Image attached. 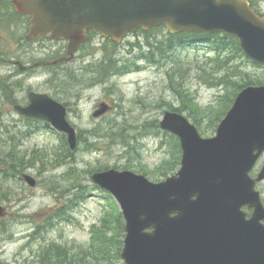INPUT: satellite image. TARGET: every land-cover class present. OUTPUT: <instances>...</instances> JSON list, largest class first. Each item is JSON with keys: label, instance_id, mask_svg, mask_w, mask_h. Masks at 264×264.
Returning <instances> with one entry per match:
<instances>
[{"label": "water", "instance_id": "water-1", "mask_svg": "<svg viewBox=\"0 0 264 264\" xmlns=\"http://www.w3.org/2000/svg\"><path fill=\"white\" fill-rule=\"evenodd\" d=\"M15 6L33 16L31 38L68 40L70 53L86 40L87 29L120 43L129 32L166 24L173 34L223 32L236 37L249 58L264 64V19L246 1L15 0ZM32 100L38 105L21 113L49 120L76 149L77 133L64 107L46 96ZM107 110L102 105L95 116ZM161 127L181 141L176 175L160 183L114 169L92 177L123 210L126 264H264V229L255 227L260 213L246 224L240 211L245 205L261 206L249 173L264 152V86L248 87L238 95L216 137L202 138L179 113H166ZM24 178L36 185L34 178ZM151 228L156 231L149 233Z\"/></svg>", "mask_w": 264, "mask_h": 264}, {"label": "rangeland", "instance_id": "rangeland-1", "mask_svg": "<svg viewBox=\"0 0 264 264\" xmlns=\"http://www.w3.org/2000/svg\"><path fill=\"white\" fill-rule=\"evenodd\" d=\"M10 31V34L16 33L13 30ZM170 39L171 35L164 27L145 34L132 35L120 47L110 42H103L102 46L92 47L89 44L85 49V54H91L92 59L103 58L105 54H114L122 59L119 63L120 68L127 67L129 70L124 74L114 76L102 86L90 88L81 85L79 89H73L74 93H77L68 99L70 104L72 102L75 104H72L74 111L69 113V119L75 127L77 126L78 132L104 128L107 124L102 123L101 119H94L93 113L97 106L103 102L112 107L107 112L108 115L102 119L106 122L116 121L121 124L123 128L127 129L128 135L134 139L131 148L126 149L117 145L113 154L108 153L106 142H102L106 146L104 151L92 152L85 151L84 144L80 142L78 151L71 152V159H69L71 163L63 165L56 158L62 155V158L65 159L66 153L61 154V149L64 147L62 142L64 135L50 129H36L31 124L22 127L24 132L29 131L31 135L25 139L21 148L9 142V118L7 115L9 109L2 105V99L6 95L4 90L7 87L0 83V125H2L0 127V201H6L12 212L11 246H9L12 264H19V261L16 260L19 259L25 244L20 235L23 229L39 219H42L43 222L50 219L52 217L50 214L56 210L66 214L71 211L68 208L70 205L73 210L68 217L72 218V222L69 225L62 224L60 221L57 229L46 235L49 241H58L75 253L85 254L88 252L92 256L93 264H120L117 254L120 249L118 243L120 238L116 243L113 240L114 245L110 250L105 245L106 251H98L96 249L98 245L91 235L94 225L98 226L105 217L110 221L109 228L112 230V235L116 234L118 231L116 219L120 210L116 201L113 199L115 202H110L109 195L98 190V187L92 182L91 174L95 172L94 169L101 165L111 168L131 164L135 167L132 172L144 174L152 182L163 180L165 178L162 176L163 168L170 164L171 160L172 135L165 133L160 128V121L164 112L172 107L178 108L194 125L198 124L189 117V114L196 120L202 117L198 126L204 138H212L216 135L221 122L216 123L221 109L220 105H226L230 101L225 98L220 102L222 98L220 96L227 94L233 99L234 95L232 91H226L225 88L223 94L222 90L213 87L210 82L204 81V71L208 70L206 64L214 55L210 52L209 46L188 42H184L182 46L177 45L174 51L179 66H182L185 75L183 77L184 86L186 87L182 97L176 94L177 92L172 89L171 79L167 75L168 70H170L169 73H173L171 62L174 56L166 59L163 65H161L163 63L161 60L159 63L161 66H158L154 61L152 49H148L149 44L157 41L168 43ZM187 43V48H183ZM0 44H8V36L2 31L0 32ZM53 48L52 45L48 53ZM189 49L190 52H187ZM0 51L16 53V50L6 47H0ZM29 51L35 52L33 54L36 59L41 56L35 51V48H30ZM145 54L146 57H144ZM2 55L0 53V58ZM29 56L32 57V54ZM157 57L159 56L155 55V58ZM246 64L250 65V63ZM81 66L82 64H79V67ZM245 71L249 79L264 80V70L261 68L251 65ZM0 72V82H2L5 76L2 75L1 67ZM46 80L47 78L43 76L35 83L26 84L27 87L52 93ZM234 81H239V79H234ZM57 98L65 102L59 96ZM215 124L218 126L215 127ZM10 129H19V126ZM7 157H23L27 162L31 161V164L35 163L34 167H27L22 171L36 180L35 187H30L27 182L22 183L17 174L11 182L9 178H6L5 174H13L11 170H7L9 167ZM262 160L264 163V156ZM73 165L77 168V172L68 176L66 173ZM119 170H124V168H119ZM257 189L264 199V181L259 183ZM83 193H86V196L88 193L89 195L93 194V197L88 196L82 199L79 195ZM73 215L74 217H72ZM56 220L51 219V222ZM106 234L108 238H111V234L109 235L107 232ZM27 244L26 250L36 245V242L27 241ZM38 247L40 246L33 249ZM93 249H95L94 255H92ZM26 254L29 255V252L26 251ZM29 260L31 262V259Z\"/></svg>", "mask_w": 264, "mask_h": 264}, {"label": "flooded vegetation", "instance_id": "flooded-vegetation-1", "mask_svg": "<svg viewBox=\"0 0 264 264\" xmlns=\"http://www.w3.org/2000/svg\"><path fill=\"white\" fill-rule=\"evenodd\" d=\"M249 2L257 14L264 16V1L249 0ZM31 27L32 16L19 12L15 7V0H0V32H5L8 36V44H0V47L16 50V53L14 54L10 53L9 51H0V53L3 54L0 58L2 59V61H0V67L3 71L2 75L5 76L3 81L0 83L7 87L6 90H4L6 95L2 99V105H5L9 109L7 112L9 118V128L12 123L16 127H22V125H24L27 121L43 124L46 127H49V124L46 121H37L38 119L34 117H28L26 115L20 114L22 110L27 109L32 105H38L33 103L32 97L47 96V100L50 103L51 101H54L57 103H63L64 105H69L67 108L68 110L73 108V106L70 105V101L64 99L65 102H63L57 98V96L64 98L63 96H65V94L70 96L77 93H74L73 89L65 90L63 88L64 85L71 84L77 87L81 86L82 84L76 85L74 81H60V77L64 75H61V72H63L66 68L75 72L78 64H82L81 69L79 70L80 72L83 69H87L88 67L94 68L97 66H102L104 63V58L100 57V59H92L91 54H85V49L89 44H91L92 47H96L102 46L103 42L113 43L109 40H104L100 34L89 30L87 31L89 36L88 42L79 46L77 52L72 58V61L69 62L65 58L68 57L70 42L51 41L47 36L44 35L31 38ZM10 30L16 31V33L10 34ZM139 34H142L141 31L135 33V35ZM129 37L130 35L127 37V39ZM52 45L54 48L48 53V50ZM30 48H35V51H37V53L41 56L36 59L33 54L35 52H30ZM30 54H32V57L29 56ZM83 74L87 73L84 72ZM92 75H98V73L94 72ZM43 76L47 78L46 82L52 93L47 91H39L32 87H27L28 85L26 83H35ZM97 83V85L93 86L97 87L104 85L101 84L102 81H98ZM75 89H79V87ZM73 103L74 102H72V104ZM15 137L16 139L18 137L20 139L22 138L21 135ZM261 165H264L262 159L259 160L255 169L251 173V177L255 180L258 177V171ZM258 185L259 183L257 184L256 188ZM260 195L264 204V199L262 198L261 192ZM0 207H2V211L0 213V264H12L9 247L11 246L10 230H12V212L10 211L9 205L6 201L0 202ZM242 212L245 215L246 221H249L253 218L255 210L250 209L247 206L242 209ZM43 223V220L39 219L38 222L32 223V226H26L20 233L22 237L21 239L25 244L23 251L19 255V259L16 260L19 261V264H93L92 256L88 254V252L81 254L78 252L75 253L73 250H66L63 254H61L60 250L56 248L55 243L58 242L53 241L54 243L51 244L49 238L46 236L50 233L45 232L46 230L41 231L39 226ZM260 225L264 226V220L260 222ZM27 241L31 243L36 242V245L31 246V248L26 250L28 245ZM119 244L121 245V249H119L117 252L118 259L120 264H124L121 260L123 243L119 242ZM37 246L40 247L33 249ZM26 251L29 252L30 256L26 254ZM29 259H31V262Z\"/></svg>", "mask_w": 264, "mask_h": 264}, {"label": "trees", "instance_id": "trees-1", "mask_svg": "<svg viewBox=\"0 0 264 264\" xmlns=\"http://www.w3.org/2000/svg\"><path fill=\"white\" fill-rule=\"evenodd\" d=\"M189 34H184L180 36H174L171 35V39L167 42H160L157 41L155 43L149 44L148 49H152V55L154 56V61L157 63L156 65L161 66L165 63L166 59L171 58L174 56V51L176 46H182L183 41H185L187 38H189ZM206 45L210 47V52L214 55L212 58H210V62L206 64L208 66V70L204 71V81L210 82V84L213 87L219 88L222 90L223 94L224 91H232V94L234 95V98L231 99L227 94L221 95L222 97L220 99V102L223 101V99L227 98L229 101L226 105H220L221 109L220 112L216 118V123L220 122L223 117L226 115L227 111L231 108L236 96L238 93L245 87L250 85H262L264 84L263 79H257V81L253 79L248 78V74L245 71V69L248 66L255 67V68H261L264 70L263 66L256 65L255 63H251V61L248 60V58L245 56L242 48L240 47L239 43L234 38H224L221 36H210L205 38L204 40ZM187 52H190V49L187 50ZM155 55H158L159 57L155 58ZM147 55L145 54L144 57ZM148 58V57H147ZM163 60V63L160 65L159 63ZM172 71L173 73H169L170 70H168L167 75L171 79V85L172 89L177 92L180 97L183 95V91L186 90V87L184 86V79L185 76L183 73L182 66H179L177 57L172 58ZM246 63H250V65H247ZM109 65L102 70V74L100 75V79H106L110 74L114 73H124L126 71H129L127 67L119 68L117 69L115 62L109 61ZM166 66V65H165ZM164 66V67H165ZM177 69V70H173ZM239 79V81H234ZM176 84V86H175ZM225 88V90H224ZM187 93V92H186ZM187 97V96H186ZM172 111L181 112L178 108L172 107L170 108ZM189 117L193 119L194 122H196L198 125L202 119L199 118V120L194 119L190 114ZM199 122V123H198ZM196 125L199 129V126ZM218 124H215V127H217ZM216 130V128H215ZM201 132V131H200ZM214 133L215 131H208ZM12 139L14 140L15 137L12 136ZM133 138L130 137L127 133V129L123 128L122 126H119L118 124H112L110 126H106L104 128H96L92 131H81L79 132V142L83 143L85 146V151H104L105 145H103L102 142H106L108 145V153L113 154L114 148H117L116 146H123L126 149H129L133 146ZM171 155H170V164H167L163 168V177L167 178L168 176L175 173L180 166L181 161V149L180 144L177 138L174 136H171ZM65 147V146H64ZM67 148V146L65 147ZM65 149L61 150V154H63V151ZM67 151V149H66ZM78 151V150H77ZM76 151V152H77ZM70 153L66 155L63 159L62 155L58 156L56 160H59L63 163V165L71 163L69 159H71V151ZM10 164L12 172H17L18 170H25L27 167H34V164H31L30 162H27L23 157H10ZM33 158V156H32ZM116 169L124 168L133 170L135 169L134 166L131 164H124L122 166H113ZM72 168V171H71ZM66 174L68 176H71V174H74L73 172H77V168L75 165L71 167ZM109 166H99L94 169V171H101L108 169ZM14 175L12 174H5L6 178H11ZM86 193L80 194L79 196L83 198ZM107 241V240H106ZM108 242V241H107ZM109 243V242H108ZM106 244V242H104ZM109 245V244H108Z\"/></svg>", "mask_w": 264, "mask_h": 264}, {"label": "bare ground", "instance_id": "bare-ground-1", "mask_svg": "<svg viewBox=\"0 0 264 264\" xmlns=\"http://www.w3.org/2000/svg\"><path fill=\"white\" fill-rule=\"evenodd\" d=\"M202 77V76H201Z\"/></svg>", "mask_w": 264, "mask_h": 264}]
</instances>
